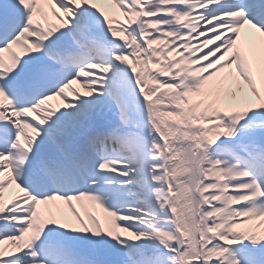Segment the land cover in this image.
I'll list each match as a JSON object with an SVG mask.
<instances>
[{
	"label": "snow or ice",
	"instance_id": "obj_1",
	"mask_svg": "<svg viewBox=\"0 0 264 264\" xmlns=\"http://www.w3.org/2000/svg\"><path fill=\"white\" fill-rule=\"evenodd\" d=\"M0 264H264V0H0Z\"/></svg>",
	"mask_w": 264,
	"mask_h": 264
},
{
	"label": "bare ground",
	"instance_id": "obj_2",
	"mask_svg": "<svg viewBox=\"0 0 264 264\" xmlns=\"http://www.w3.org/2000/svg\"><path fill=\"white\" fill-rule=\"evenodd\" d=\"M119 18L120 19H123L122 16L119 17ZM73 87L79 88V85L78 84L77 85H73ZM49 103L55 105V104H58L59 103V100L58 99H53V100L49 101Z\"/></svg>",
	"mask_w": 264,
	"mask_h": 264
}]
</instances>
